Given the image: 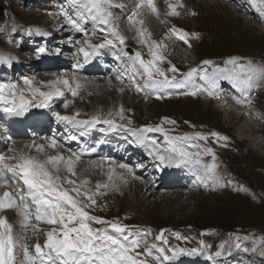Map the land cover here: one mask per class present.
Returning <instances> with one entry per match:
<instances>
[{
    "label": "rangeland",
    "instance_id": "obj_1",
    "mask_svg": "<svg viewBox=\"0 0 264 264\" xmlns=\"http://www.w3.org/2000/svg\"><path fill=\"white\" fill-rule=\"evenodd\" d=\"M31 1L34 2L37 0ZM216 1L218 0H211L212 4L210 5L215 7L204 10L201 12L202 15L200 18L195 21L191 20L186 24L187 27H196L199 32H202L205 38V41L198 39L196 42L195 40V47L191 50L193 53L190 54L189 60H193L196 55L195 58L198 59V61H211L213 65V60L217 63V59L219 58L235 56L242 58L247 64L251 61V63L257 65V67L264 66V34L261 33L258 28L251 25L252 23L242 19L240 17L242 15L238 17V12L235 14L232 11L233 9L229 6H222L220 2H218L217 6V4H215ZM33 2H30L29 4H26L25 2L19 7L15 0H0V48L6 44V37L11 35L10 32H8L9 30H6L5 34L1 33L6 27V22L15 20L17 21L16 23L18 24L19 29L29 31L34 26L39 29L42 28L39 25L46 21V19H50L45 15L38 13L40 9L33 5ZM67 2L69 3L68 5L73 7V10H78L73 4V0H67ZM204 13L206 14L204 15ZM51 14L53 13H50L49 16H51ZM116 26L121 35L125 37V43L119 45L121 48L130 45L135 53L139 52L141 54L145 61L153 59L150 52L151 48V51L164 57L162 61H157V67L165 72L167 71L164 69L165 63L167 66L174 64L176 66L178 65L177 61L173 59L175 55L167 56V60L165 57V49L162 46L157 48L153 42L148 41L146 36H140L138 28L131 26L130 22H126L125 24L116 23ZM99 31L106 34V30L103 27H100ZM6 34L7 36H5ZM91 35L95 39L103 41L100 36L94 34ZM145 40H147L148 43H144ZM4 48L9 50L7 52H13V56L19 61L27 56L24 54L25 52L14 51L13 45H5ZM127 48L129 49V47ZM130 74L132 75L131 71ZM130 74L124 78L128 81L127 84L129 85H131L130 80L132 78ZM48 75L50 74L37 73V77L39 78L40 76L46 78ZM114 83L116 84V82ZM125 83L126 81H124V84ZM117 85L121 88L124 87L122 84H116V86ZM120 91L121 96L118 95L123 97L125 102H128V105H125L126 109L122 113L123 119L121 120V115L118 111L120 117L118 115H109L108 113L99 116L101 120L111 119L114 121L113 124L120 125V129L124 124L128 127L132 126L135 129H142L147 127V125H152L151 123L155 125L162 119V115L165 117L167 115L175 116L183 120H188V122L192 123L194 126H197V123H200L202 126L199 127V129L202 130L201 133L206 137V139L203 140L213 142L212 145L215 146L214 151L218 153L214 160L216 163L215 166L220 171L227 170L231 176V180H240L242 186L240 190L239 187L234 186L236 185L235 183H230L222 190H218L217 192L214 190L204 194H200V192L184 194L183 192H186V190H179L171 194L168 193L167 197H164L162 194L165 192L155 194L154 192L151 193L150 190L148 193L144 191L142 195L137 194L135 189L140 186L138 184L133 185L131 178V180L125 182L126 185H122L120 195H117L116 193H114L115 195H111L107 189L108 187H101L99 189V194L103 192L100 197L101 206L98 210L92 209L93 214L100 212L102 214L100 215V218L110 222H119L121 225L123 223L143 225L147 230H151L150 236L152 242H154L156 237L161 234L162 230L163 236H167L169 232L177 233L180 231L185 233V237L181 238L179 241H173L176 248L193 249L196 248L197 245H200V243L208 247L216 248L225 244L228 240H232L229 237H236L245 246L257 242V251L259 252L258 259L261 264H264L263 153H252L249 148L250 142H245L248 141L247 133L244 132L239 135L240 133L237 131L242 122L249 123L248 119H242V122H237L235 119H224L223 114L218 113V108L215 106L214 101L200 102L198 94L181 100H172L170 102L163 101L161 103H155L148 101L147 105H143V98H141L131 86L127 91L124 88ZM122 91L125 92L124 96H122ZM128 91L133 94L130 95ZM16 92H18L17 89ZM83 92L86 93L83 97L81 96L80 103H75L74 108L67 105V109H65L64 112L70 113V109H76V112L81 115H75L77 118L90 119L93 116H98L97 114H94V104L101 103V101H93L94 94H92L91 91L84 90ZM112 92L114 93V91H109V93L106 94V97L108 98L107 101L113 99ZM24 94L26 100L30 101V104H34L39 99L38 95L34 96L32 91H24ZM252 96L255 97V108L258 112L262 113L264 117V79L253 88ZM77 105L80 106L77 107ZM146 112L148 115H146ZM254 116L257 117V123L259 125L264 124L263 120H258L257 113ZM171 129L175 130L176 126ZM252 129L251 126V130ZM125 130L131 132V129L126 127ZM212 133L218 135L213 136ZM257 134H264V130L261 128ZM238 136H243L246 140L242 142ZM223 138H226L230 145L225 146L221 150L219 144ZM258 140L260 139L258 138ZM199 141L195 140L191 148L190 146L184 147L188 152L192 149V154H194L193 158H196L195 154H198L199 158L205 157V152L200 154L197 153V143ZM149 144V140L144 141V144L143 142L140 143V147H142L146 154L149 153V150H147V145ZM65 151L67 150L65 149ZM56 152L59 151L57 150ZM50 154L53 155L54 153L51 152ZM40 158L44 159L42 157ZM12 162V160H7V163ZM91 163L92 162L84 164ZM79 167L77 168L76 166V169L74 168L77 173L76 176H70L66 171H63L62 174L63 176H69L70 179L76 180L78 183L81 180L86 179L89 181V183L86 184L88 187L94 186L96 188L97 183H100L101 185H109V182H106V176L99 173L100 170L93 171L94 166H89L91 170H87L85 167L86 171ZM146 173L148 174V172L143 173L145 177ZM130 174L142 178L144 183L152 185L154 189L161 185V182H158L157 185L153 186V181L150 177L144 179L141 175H138L135 168L131 169ZM143 186H145V184ZM105 189H107L108 195L104 194ZM162 190V188H158V191ZM178 194L182 196L179 197L181 200L178 199ZM154 196H157V198ZM240 196H242V198ZM177 202L179 203L177 204ZM189 214H191V216ZM96 228H100V226H97L96 224ZM39 234L43 235L44 233L42 231V233L40 232ZM35 236L36 235L33 237L35 240H33L36 244L37 241ZM41 240L43 242L45 241L44 238H41ZM35 244L32 245V242L27 244L29 251L34 249ZM184 244H190V246H184ZM30 245H32V248ZM163 247L167 249L169 243H164ZM149 263L150 261H148V264Z\"/></svg>",
    "mask_w": 264,
    "mask_h": 264
},
{
    "label": "snow or ice",
    "instance_id": "obj_2",
    "mask_svg": "<svg viewBox=\"0 0 264 264\" xmlns=\"http://www.w3.org/2000/svg\"><path fill=\"white\" fill-rule=\"evenodd\" d=\"M73 4L78 9L75 16L68 14L64 10L61 11L69 26L87 35L83 25L88 20H91L95 23L110 26L115 34V39H105L101 44H90L93 51L107 46L116 47L117 41L120 45L125 43V37L120 35L116 29L111 11L113 7L123 8L124 5L115 4L113 0H73ZM253 4H256V0H253ZM141 7H148L153 13H157L154 0H139L135 5V9H140ZM168 7L171 9L168 13L169 15H179V12L176 11V6L169 4ZM137 14V11L134 10L128 16V20L134 25L137 23L142 25V20L137 21L135 19ZM261 15L264 16V11L261 12ZM146 31L143 28L138 29V33L142 37ZM37 32L40 34L39 30ZM148 35L150 36V33ZM179 35L180 39H184L188 34L181 33ZM144 43H148V41L145 40ZM153 44L157 48L161 46L158 42H153ZM39 51L43 53L45 49L40 48ZM80 51L83 52L85 57L90 55L84 48H81ZM121 52L128 56V53L123 48H121ZM150 52L153 59L149 61H145L139 52H136L134 56H128V59L132 62L133 72L146 78L144 87L163 90L165 88H183L191 84L193 91L190 94L193 96L201 91H206L209 95L216 94L213 90L217 87L219 78L216 77L215 72L212 75L205 72L200 76V79L205 82L204 85H196L191 82L193 75L197 71L196 69H191L183 74L182 80H177L175 75L169 78L165 71L157 67V61H162L164 57L151 51V48ZM0 62H3V58H0ZM204 63L210 64L211 61H204ZM226 63L235 64V61L229 59ZM168 71L176 73L178 69L173 65ZM215 71L224 72L226 70L217 69ZM158 77H162V79H158ZM223 78L231 79L245 98L244 100H237V103H244L245 101L251 103L253 88L256 87L258 80L264 79V66L257 67L249 61L247 66L237 65L230 75ZM32 83V80L24 78L25 85H32ZM57 84L66 86L73 96L77 95L76 89L81 87L79 82H76L75 88H73L69 80L58 79L48 85L49 88H54V90L41 91L39 88H34L32 89L33 95L38 94L43 97V101L37 104V107H47L48 101L53 96L64 94L59 88L54 87ZM5 89H8L9 97L5 96ZM16 89V84H0V105H7L3 107L4 112L19 116L27 110L30 101L26 100L23 94L17 97ZM17 100H19V103H17ZM122 113L123 108L120 109L121 119H123ZM54 115L59 121L77 125L91 126L96 123L112 125L114 123L111 119L101 120L99 116H93L90 120L81 121L76 120L74 116H62L59 113H54ZM76 115H79V113ZM169 122L175 123L174 121ZM131 131H133L134 135L139 131L141 136L144 133L164 132L160 126L155 128L147 126L140 130ZM212 135L217 136L218 134L212 133ZM164 138L167 144L166 155L157 153L161 163L201 164L198 154H195L196 158L194 159V154L189 153L179 144L180 140H187L189 137H170L164 134ZM196 138L206 139L205 136L199 133L196 134ZM148 139V137L143 136V140L146 141ZM56 144L57 141L52 139L50 146L55 147ZM151 144L159 147L155 139L151 140ZM35 147L38 152L42 153L45 145H35ZM206 151L211 152L212 150L207 149ZM73 156H75L76 160H79L77 154L73 153ZM213 158L215 159L214 154ZM6 159L14 160L16 163H5ZM73 164L72 157H68L65 160V157L60 154L47 155L44 159L26 155L23 152L8 158L0 156V213L7 209H14L20 217L18 223L23 233L31 230L34 235H39L42 231L39 228L40 223L53 225L52 228L44 233L46 239L43 245L40 243L35 244V255H32L27 244L21 243V240L27 237L14 234L13 225L8 222L7 217L0 215V264H23L22 261L17 260L16 250L18 247L23 251L27 264H148L146 258H138L140 256H152L151 248L147 245H144L142 253L137 251L142 245V236H132L129 234L127 226L121 225L119 222L103 220L100 217L91 215L86 210L96 204L94 196L99 194V189L101 187L107 188L109 185L97 183L96 192L92 194L83 191L82 185L89 183V181L86 179L81 180L78 185V182L70 179L69 176H61L62 171H66L70 176H76L77 173ZM119 167L127 168L123 164L119 165ZM204 168L207 171H212L215 168V164L204 165ZM128 171H131V169H128ZM111 179L112 176L109 175V180ZM65 184L71 187L65 188ZM7 189H11V191ZM72 193H75V195H72ZM93 223L101 224L105 227L94 228L92 227ZM150 231V229L145 230L143 235H148ZM156 238L163 240L167 244V240L163 237V230ZM171 251L174 256L181 253L192 255L196 254L198 249L175 248L171 249ZM160 253L164 260L171 259L170 256L165 254L163 248L160 249ZM154 259L159 261L160 256L154 257Z\"/></svg>",
    "mask_w": 264,
    "mask_h": 264
},
{
    "label": "bare ground",
    "instance_id": "obj_3",
    "mask_svg": "<svg viewBox=\"0 0 264 264\" xmlns=\"http://www.w3.org/2000/svg\"><path fill=\"white\" fill-rule=\"evenodd\" d=\"M186 2L187 3H191L190 2V0H186ZM204 4H208L209 3V5H211L212 4V2H211V0H203L202 1ZM218 2L219 1H216V3L215 4H218ZM222 6H224V5H222ZM50 11H52V12H50ZM49 11V13H53V14H51V16H46V17H48V18H50V19H46V21H44V22H42V25H45V26H48L49 25V23H52V24H59V23H64V22H62V20H63V17H61L60 15L58 16V14L55 12V10H50ZM233 11V10H232ZM239 14V13H238ZM240 15H238V17H239ZM57 17H59L58 19H57ZM241 18H243V16H240ZM244 19V18H243ZM147 20H149V21H151V19H147ZM53 21H56V22H53ZM245 25V24H244ZM44 26V27H45ZM246 26V25H245ZM249 26V25H248ZM42 27V26H41ZM247 27V26H246ZM34 37H36V35L34 34L33 35ZM90 38V37H89ZM87 41H89V39L87 40ZM126 49H128V48H126ZM126 52H128V53H130V51L128 50V51H126ZM37 79H40V80H51V79H53V76H51V75H48L46 78H43V77H41L40 76V78L39 77H37ZM113 80H116V81H113ZM121 80V77L119 76L118 77V79H115V78H109L108 80H99L98 78H88V79H85V80H83V81H81V82H79L80 83V85H81V87L82 88H84V89H87V90H89V91H91L92 92V94H94V96H93V101H95V100H98V101H101V103H95L94 104V106H95V112H94V114H97L98 116H101V115H104V114H108V113H111L112 115H118L119 116V114H118V111H119V113H120V109L121 108H123V112H124V110L126 109V107H125V105H128V102H125V100L123 99V97H120L121 96V91L120 90H122L123 88L124 89H126V91L128 90L123 84V88H121V87H119L118 85V87L116 86V84H120L119 83V81ZM114 82H116V84L114 83ZM37 84H38V81H36V82H34L33 83V85L34 86H37ZM61 85H63V84H61ZM64 86V85H63ZM109 91L111 92V91H114V93L112 94V96H113V99L111 100H109V101H107L108 100V98L106 97V94H108L109 93ZM123 92V91H122ZM129 92V91H128ZM127 92V93H128ZM82 93V94H81ZM86 93V92H85ZM84 92H82V91H78L77 92V96H78V98L79 99H77V100H75V103H80V101H81V96L83 97V95L85 94ZM88 93V92H87ZM130 93V92H129ZM111 94V93H110ZM120 96H119V95ZM125 95V92H123V95L122 96H124ZM130 95H131V93H130ZM117 96V97H116ZM237 98H239L240 97V95H238V96H236ZM127 99V98H126ZM130 102V101H129ZM133 103V102H132ZM156 103V102H155ZM129 104H131V103H129ZM142 104L143 105H147L148 103H147V101H142ZM78 106H80V105H77V107ZM217 108H218V113H221V114H223V117H224V119H228V120H233V119H235V120H237V122H242V119L240 118V117H238L237 116V114H233L232 113V108L231 107H229V106H226V107H219V106H216ZM145 110H147V109H145ZM90 112V111H89ZM256 113H257V116H258V120H263L264 121V117H263V115H261V113L260 112H258L257 110H254V115H256ZM93 115V114H92ZM146 115H148L147 114V112H146ZM120 117V116H119ZM121 118V117H120ZM119 118V119H120ZM122 120V119H121ZM238 133H240L239 135H241L242 133H244V132H246L247 133V135H248V141H245L246 139L245 138H243V136L241 137H239V139L242 141V142H250V144H251V147H252V149L250 150V151H252V153H260L259 151H258V148L259 147H261L262 146V143H261V141L260 140H258V137L256 136V131H255V129H252L251 130V124L250 123H248V122H242V124H241V126L238 128ZM116 132H120V131H116ZM113 136H114V134H113ZM245 136V135H244ZM117 137H118V135H117ZM238 139V138H237ZM41 144H43V145H45L42 141H40V142H38V143H35L33 146H31V145H29V143L28 142H21V143H17L16 145H14L11 149H10V151H9V153L5 156V157H12V156H16V155H18L20 152H23V153H25L26 155H31V156H37V157H42V158H45L47 155H51L50 153L51 152H53L54 154L53 155H57V154H60V155H63V157H65V160L68 158V157H72V155H71V153H69L68 151H65V149H64V147L63 146H61V145H56L55 147H52V146H50V144H48V146H45V148H44V151L42 152V153H40V152H38L37 151V149H36V147H35V145H41ZM63 147V148H62ZM58 148V149H57ZM59 151V152H56V151ZM258 151V152H257ZM262 153H263V155H262V157L264 158V151H261ZM129 153H130V151H129ZM250 153V152H249ZM261 153V154H262ZM247 156V155H246ZM251 156V155H250ZM7 157V158H8ZM254 157H255V155H254ZM253 158V157H252ZM41 159V158H40ZM72 159H73V157H72ZM14 163H16V161H14V160H12ZM123 161V160H122ZM9 163V164H14V163ZM114 164H115V169H116V172H115V174L116 175H118V174H122V173H124V169L123 168H121V167H119V165H122L123 163L122 162H119V161H117V162H114ZM124 165V164H123ZM89 166H98V168H99V173H101V174H104L105 176H106V179H107V181L106 182H109V186H108V191L111 193V195L113 194V195H115L114 193H116L117 195H120V193H121V190H122V184H124V181H121V183H120V181H119V178L117 177V176H113L112 175V179L111 180H109V175L111 174H109V170L108 169H106L107 167V165L105 164V163H102V162H98V163H96V165H94L93 163H91V164H82L80 167L84 170V171H86L85 169L87 168V170L88 169H90V167ZM62 167H64V165H62ZM73 167L75 168V166L73 165ZM79 167V168H80ZM86 167V168H85ZM78 168V167H77ZM91 168H93V167H91ZM76 169V168H75ZM91 170V169H90ZM134 170V169H133ZM132 170V171H133ZM82 171V170H81ZM80 171V172H81ZM63 172V171H62ZM104 172V173H103ZM67 173V172H66ZM95 173V172H94ZM132 173V172H131ZM65 174V173H64ZM109 174V175H108ZM69 175V174H68ZM91 175V174H90ZM129 175H131L130 174V171H128V172H126V173H124V174H122L121 175V179H125V178H128L129 177ZM67 176V175H66ZM129 179V178H128ZM126 184V183H125ZM153 184V183H152ZM134 185V184H133ZM139 186L140 187H138V188H136L135 190H136V193L137 194H140V195H142L143 194V192L145 191L146 193H148V191L152 188V185H150V188H148V186H147V184L145 185V186H143V185H141V184H139ZM150 192L151 193H153L151 190H150ZM202 192H200V194H201ZM164 197H167V195L168 194H166V193H163L162 194ZM123 197V196H122ZM154 197H156L157 198V196H154ZM160 197V196H159ZM177 197H178V199H180L179 197H182V196H180L179 194L177 195ZM181 200V199H180ZM122 202V201H121ZM179 202H177V204H178ZM236 205V204H235ZM240 205V204H239ZM130 210H131V208H130ZM173 213V212H172ZM180 215V214H179ZM185 215V214H184ZM187 215V214H186ZM190 216H191V214H189ZM16 224L20 227V225H19V223H18V221L16 222ZM39 228L43 231V233H45L47 230H49L50 229V227H43V226H39ZM13 230H14V234H18V233H16V229H14L13 228ZM42 231H41V233H42ZM20 233L21 234H23V236L22 237H24V236H26L27 238L26 239H23V240H21V243H25V244H30L31 242H32V245H34L35 243H34V240H35V238H33L34 237V234L32 233V231L31 230H29L27 233H23V232H21V230H20ZM34 239V240H33ZM32 245H30V247L32 248ZM33 251V250H32ZM16 256H17V260L18 261H22L23 262V264H27V260L25 259V257H24V254H23V251L18 247V249H17V251H16Z\"/></svg>",
    "mask_w": 264,
    "mask_h": 264
}]
</instances>
